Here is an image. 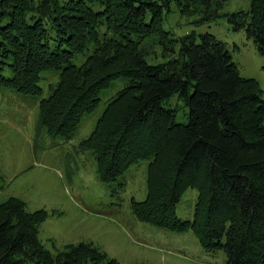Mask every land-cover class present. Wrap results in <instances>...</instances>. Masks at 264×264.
Listing matches in <instances>:
<instances>
[{"label": "trees", "instance_id": "trees-1", "mask_svg": "<svg viewBox=\"0 0 264 264\" xmlns=\"http://www.w3.org/2000/svg\"><path fill=\"white\" fill-rule=\"evenodd\" d=\"M227 1L0 0V85L38 96L43 73L54 74L39 125L70 139L104 90L123 80L80 143L94 153L100 179L115 181L148 160L147 197L131 200L139 220L192 229L206 251H225L226 264H264L263 88L240 74L227 42L163 26L173 4L197 13L189 22L227 16L264 54V0L225 12ZM155 46L164 60L152 63ZM176 93L187 122L179 106L166 105ZM190 187L199 192L192 220L176 214ZM48 217L17 196L0 201V264H120L93 243L52 252L39 239Z\"/></svg>", "mask_w": 264, "mask_h": 264}, {"label": "rangeland", "instance_id": "rangeland-1", "mask_svg": "<svg viewBox=\"0 0 264 264\" xmlns=\"http://www.w3.org/2000/svg\"><path fill=\"white\" fill-rule=\"evenodd\" d=\"M251 0H228L223 11L250 7ZM197 17L183 14L174 4L163 26L183 35L189 31L210 32L228 43L240 74L256 78L263 88L264 54L244 31H234L227 16L198 24ZM238 44L236 47L234 44ZM151 62L163 61L160 46L151 48ZM158 55H160L158 57ZM157 56V57H156ZM57 77L43 73L44 93L31 96L0 85V201L17 196L34 211L46 209L39 239L52 252L80 242L93 243L120 264H226L223 249L206 251L192 229L177 233L141 221L133 213L131 200L147 197L148 160L132 165L119 179L104 182L90 149L80 146L87 138L108 98L123 85L116 80L101 94L98 106L85 113L70 139L54 137L39 125L40 101ZM178 107L177 118L187 122L188 106L174 94L166 103ZM199 192L190 187L177 204L179 218H194Z\"/></svg>", "mask_w": 264, "mask_h": 264}]
</instances>
